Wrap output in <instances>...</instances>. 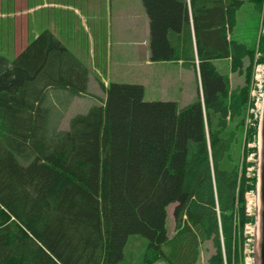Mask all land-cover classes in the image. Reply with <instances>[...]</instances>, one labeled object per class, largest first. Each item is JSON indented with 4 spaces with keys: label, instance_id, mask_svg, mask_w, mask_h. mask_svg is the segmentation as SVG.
<instances>
[{
    "label": "trees",
    "instance_id": "16d2710c",
    "mask_svg": "<svg viewBox=\"0 0 264 264\" xmlns=\"http://www.w3.org/2000/svg\"><path fill=\"white\" fill-rule=\"evenodd\" d=\"M141 1L151 61L195 70L202 100L181 108L111 83L60 130L58 93L89 95L86 64L47 29L14 58L0 54V264H200L209 249L207 264H246L245 195L256 178L232 151L258 29L250 41L236 31L240 10L253 4L263 17L264 0ZM218 60L243 82L234 87ZM257 135L254 125L248 139ZM133 236L145 239L139 257L126 256Z\"/></svg>",
    "mask_w": 264,
    "mask_h": 264
},
{
    "label": "rangeland",
    "instance_id": "374dc122",
    "mask_svg": "<svg viewBox=\"0 0 264 264\" xmlns=\"http://www.w3.org/2000/svg\"><path fill=\"white\" fill-rule=\"evenodd\" d=\"M64 1V3H70V5H73L75 7L80 2V0ZM127 1L128 0H126V2ZM21 4L22 0H0V54H4L9 58H14L18 54V52L23 49H21V47L25 46L31 37L30 33L27 34V30L26 34H23L21 30L16 31L13 27L17 22L13 20L15 10H17V13L19 15L22 14ZM80 8L86 9L79 10L85 15L86 21L82 19L79 14L80 12L78 11L76 14H69L70 24L72 25V33L70 34V37L72 38L71 45L73 47L77 45L79 46V49H81L80 55H82V58H80L87 64L95 78L93 79L89 95L73 98L66 92L60 91L58 93L59 102L56 105H58L59 110L57 112L55 111L54 117L52 118V124H54V122H57V115L58 112H60L62 114V119H60V124H58L60 130H68L72 117L77 114L87 113L91 107L99 103V100L102 101L106 98L102 83L108 84L109 81H112L113 83L138 84L140 83L141 79L146 80L144 76L139 75V70L141 69L134 68L135 64H139V60L136 59L133 55V52L135 50L132 47H125V43H121V47H123L121 49L118 42L120 40V35L118 33L121 31L120 27L123 26L121 24V21L125 20L124 23L126 24V27H133L135 20L131 15L134 14V11L122 10L121 0H81ZM87 8H94V10H90ZM255 10L256 9L253 4H247L240 10L238 14L239 26L236 31L239 38L247 39L248 41H250V37L257 31L262 15L257 14ZM63 13H65V11H63ZM138 23H142V20L140 18L138 20ZM59 27H61V31L64 33L63 37H67V26L59 24ZM95 30L99 32V34L97 33V42H93V40H91V36L96 35ZM111 31L114 32L110 37V41H108V43L110 42V44L113 46V48H110L112 67H107L108 60L106 54V46L108 33H111ZM97 44L99 45V47L97 50V58L95 59L93 49L97 47ZM116 49H121V51L118 52V50ZM90 52L91 55L89 54ZM215 64L222 74H228V65L226 62H224V60H218L215 62ZM97 68L100 70V72L103 73L104 77L100 75V72H98L97 74L95 73ZM134 71L136 72V74H134ZM192 74L193 73L191 72V75ZM232 76L233 79L231 80V82L234 87L243 82V77H240L237 74H234ZM166 77H168V75H165L163 77L162 67H157V76L152 80H146L150 84L157 83L156 88H149V91L147 92L145 98L146 101H167L166 99H170L167 98L166 90L164 89L165 86L160 83V81L164 80ZM108 78L110 80H108ZM188 89V95L196 99L198 95L197 82L195 79H190V84L188 83ZM254 113L258 115V119L256 120L255 125L259 129L261 117L256 106L254 108ZM252 122V125L254 126L255 120H252ZM234 126L235 125L232 124L230 126V129H234ZM248 131H250V129ZM258 140L259 138L249 140L247 132L244 129V133L238 135L237 142L234 145L232 151L233 164H239L241 166L245 161L247 165L246 176L248 178L254 177V173L256 172L258 174V155L256 152V148L259 145ZM246 152H248L247 156L245 155ZM231 166L232 163L229 162H225L223 165L224 168H231ZM249 190L256 192V183L255 186ZM174 206L175 205H172L169 208L168 213L167 224L171 233L174 226V223L172 222V211L174 210ZM256 208L257 207H254L253 211ZM254 226L255 225L253 224L248 228V236L250 238V242L247 245L246 251L247 264H255L253 255L256 227ZM144 240L145 239L141 236L131 237L127 246L126 256L129 255V250H131L133 254L136 255V257L141 256L145 244ZM210 252V249L207 252L204 251L200 264H207V257ZM155 264H164V262L159 261Z\"/></svg>",
    "mask_w": 264,
    "mask_h": 264
},
{
    "label": "crops",
    "instance_id": "0c3cea01",
    "mask_svg": "<svg viewBox=\"0 0 264 264\" xmlns=\"http://www.w3.org/2000/svg\"><path fill=\"white\" fill-rule=\"evenodd\" d=\"M64 0H22L21 10L22 14L19 15L17 10H15V14L13 15V20L17 21L14 29L16 31L21 30L23 34H26V30L28 31L27 34H31V37L34 39L36 38L42 31L50 30L64 45H66L78 58H82L80 55L79 46H72L70 34L72 33V28L70 24L69 14L72 13L76 14L79 10H86L80 8V2L75 7L70 5V3H64ZM122 10H133L134 14L131 15L135 20L133 27L128 26L126 27L124 21H121L123 26L120 27V40L118 41L121 47V43H125V47H132L135 51L133 55L136 59L139 60V64H135L134 68L141 69L139 70V75H142L146 78V80H152L157 76V67H162L163 77L168 75L164 80L160 81L165 86L167 101L177 102L181 108L188 106L189 104L194 103L199 98V86H198V76L195 70L190 69L184 66L182 61L179 62H159L154 63L151 61V51H150V20L145 10V7L141 0H121ZM144 7V8H143ZM90 9V8H87ZM94 10V8L90 9ZM65 11V13H63ZM80 16L83 20L86 21L85 15L80 12ZM108 18V17H107ZM139 18L142 20V23L139 24ZM69 23V24H68ZM60 25L67 26L66 35L67 37H63V32L61 31ZM69 27V28H68ZM130 27V28H129ZM23 28V29H22ZM96 35L91 36V40L93 42L98 41L97 33ZM114 31L108 33L107 37V60L108 64L107 67H112L110 53L111 47L113 46L108 43L110 41V37L113 35ZM90 34V33H89ZM30 40V39H29ZM28 43V42H27ZM99 45L93 49L94 58H97V50ZM121 49H116L118 52ZM113 50V49H112ZM91 55V52L89 53ZM80 58V59H81ZM82 60V59H81ZM83 61V60H82ZM84 62V61H83ZM227 63L228 68L227 72L230 74V79L232 80L234 75L231 74L230 64L229 61L224 60ZM85 63V62H84ZM86 64V63H85ZM87 65V64H86ZM160 69V68H159ZM100 70L97 68L95 73L97 74ZM191 72L193 73L191 75ZM134 74L136 72L134 71ZM102 77L103 73L100 72ZM95 77L90 71L89 76V90L92 87V82ZM190 79H195L197 82V95L198 97L192 98L188 95V83L190 84ZM108 80H110L108 78ZM145 79H141L140 85L144 86L145 88V98L149 88L157 87L156 84H150ZM112 82V81H109ZM108 82V83H109ZM108 85V84H106ZM148 86V87H147ZM192 100V101H189ZM150 102V101H149Z\"/></svg>",
    "mask_w": 264,
    "mask_h": 264
},
{
    "label": "water",
    "instance_id": "95a60500",
    "mask_svg": "<svg viewBox=\"0 0 264 264\" xmlns=\"http://www.w3.org/2000/svg\"><path fill=\"white\" fill-rule=\"evenodd\" d=\"M261 119V145L258 168L259 187L257 188L255 230V264H264V103Z\"/></svg>",
    "mask_w": 264,
    "mask_h": 264
},
{
    "label": "built area",
    "instance_id": "2783aa9c",
    "mask_svg": "<svg viewBox=\"0 0 264 264\" xmlns=\"http://www.w3.org/2000/svg\"><path fill=\"white\" fill-rule=\"evenodd\" d=\"M263 33H264V27H263ZM262 58H263L262 53H258L256 56V61H258V63L256 65L255 72H254L253 90H252L253 107L251 109V114H253L254 120L258 119V115L254 113L255 106L257 110L259 111L260 117H262V108H263V103H264V62H259V60H261ZM257 164L259 165V155H258ZM258 165H257V170H258ZM246 199H247V215L250 217L252 216L255 217V222L252 224L250 223L246 226L245 234L248 237V243H249L250 238L248 236V228L250 225H253V224L255 225L254 227H256L257 208L254 211L253 209L254 207H257V190L256 192L251 191L247 193ZM254 253H255V247H254Z\"/></svg>",
    "mask_w": 264,
    "mask_h": 264
}]
</instances>
